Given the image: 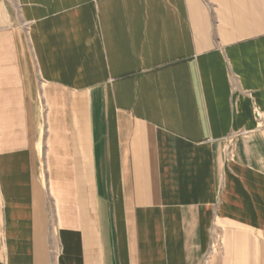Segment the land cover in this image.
<instances>
[{"label": "crops", "instance_id": "obj_1", "mask_svg": "<svg viewBox=\"0 0 264 264\" xmlns=\"http://www.w3.org/2000/svg\"><path fill=\"white\" fill-rule=\"evenodd\" d=\"M0 264H264V0H0Z\"/></svg>", "mask_w": 264, "mask_h": 264}]
</instances>
